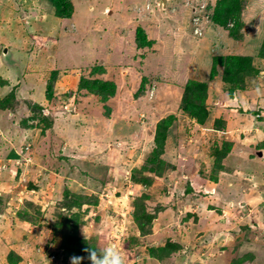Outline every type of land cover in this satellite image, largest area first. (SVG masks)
<instances>
[{
  "label": "rangeland",
  "instance_id": "obj_1",
  "mask_svg": "<svg viewBox=\"0 0 264 264\" xmlns=\"http://www.w3.org/2000/svg\"><path fill=\"white\" fill-rule=\"evenodd\" d=\"M215 1L168 0L163 9L161 0H67L71 14L63 17L49 0H0V192L7 204L0 264H71L57 225L73 194L98 198L79 210V238L115 245L125 264H264V79L257 86L244 80L231 98L221 64L209 78L212 57L249 54L262 37L264 0H241L240 41L212 25ZM138 29L151 46H135ZM5 46L11 63L2 61ZM94 65L106 68L97 76L116 83L109 110L80 89L81 75L96 77ZM189 79L207 81L211 113L203 124L179 108ZM169 114L175 120L161 174L147 167L150 183L133 181L155 146L157 122ZM220 118L224 132L217 133L211 127ZM224 141L233 144L222 160L227 171L212 181V149ZM143 194L156 213L145 234L133 209ZM69 211L70 219L78 213ZM169 240L175 251L150 256V247Z\"/></svg>",
  "mask_w": 264,
  "mask_h": 264
},
{
  "label": "trees",
  "instance_id": "obj_2",
  "mask_svg": "<svg viewBox=\"0 0 264 264\" xmlns=\"http://www.w3.org/2000/svg\"><path fill=\"white\" fill-rule=\"evenodd\" d=\"M53 3L55 7L56 15H61L63 17H69L70 10L67 0H49ZM243 3L241 0H216L212 7V15H211V23L215 28H226L228 30V34L231 37H234L235 40H243V28L245 27V23L243 20ZM250 19L247 26H250ZM228 23H231V26H227ZM246 28V27H245ZM248 28V27H247ZM223 30V29H222ZM262 37L256 41L254 47L249 49V54H237V55H215L212 57L211 65H210V73L209 78H213L216 75V64H221L223 66V74L222 78L224 81V85H228L229 89L227 90L228 97L232 98L233 92L236 86L241 87L240 84L244 82V80L248 81L252 79L253 84L257 86L258 79L261 77L264 79V75L261 74V68L264 67V32L261 34ZM250 40V39H248ZM135 46L137 48H142L145 46H151L152 41L146 38V34L143 30L138 29L135 33ZM257 57L262 64L259 65L254 64L252 62V57ZM90 71L94 76L93 79L87 78V76L81 75L80 79V89L89 92L90 94L96 95L100 100V102L104 103L107 100L114 96L117 90L116 83L112 80L102 79L101 76L104 74L105 67L102 65H94ZM260 78V79H261ZM261 81H263L261 79ZM140 90V89H139ZM225 89L223 88V91ZM206 91H207V81L205 80H191L189 79L185 85L182 96L179 102V108L184 113L188 114L191 117L196 118V122L198 124H203L210 115L211 111L206 107ZM106 109L109 110L107 104H105ZM218 107V106H217ZM14 110V109H13ZM106 116V115H104ZM107 117V116H106ZM45 120V116L43 115ZM175 120L174 114H169L165 116L161 121H158L155 128L154 133V147L153 150L149 153L143 167L140 169L141 173L140 177H137L136 174H132L131 178L133 181H140L143 185H147L150 183V178L145 177L143 172L149 167L152 171L156 172L157 175L161 174L165 163L161 155L163 154L164 145H165V136L167 135V130ZM225 126V121L223 119H216L213 127H211L214 131H219V133L224 132L222 128ZM218 133V132H217ZM212 149V155L214 157V164L212 167V171L210 174V178L212 181H216L219 177V174L227 171L225 167L222 165V160L228 155L231 151L232 143L231 141H224L220 146L216 145ZM9 156L18 157L14 150H10L7 152ZM161 158V159H160ZM169 166V165H168ZM9 167H7L8 169ZM137 170V169H136ZM190 189L188 188L187 191ZM66 193H68L66 191ZM2 194L0 192V212L4 207L7 206L6 200L4 201ZM71 200H65L62 202V206H60L58 218H61V221L57 227H60V233L63 237V243L61 247V252L64 255L63 259L66 260L69 257L79 256L84 257L81 261V264H91L90 260L87 259L88 252L86 249H103L97 245V239L93 238L90 240H81L78 234L76 233L78 230V225L81 222V215L79 216V210L83 213L87 210L90 205H97L98 198L96 195H86V194H73L71 195ZM133 200V209H134V218L138 225V227L142 230V233H147L152 229V223L154 218L156 217V213H150V211L146 207V199L147 195H140L139 197L134 198ZM9 200V199H8ZM83 207L86 209L83 210ZM64 209L72 211V209H76L78 213H74L73 217L67 218L64 212ZM160 209L156 208V211ZM22 213V212H21ZM62 216V217H60ZM80 220V222H79ZM179 247V245L175 242H171L170 240L166 243V245L162 247L152 246L149 248V254L151 257L157 258L158 260L163 259L167 256V249L170 251H175V248ZM8 261L10 263H16L19 260V257L12 256V252H9Z\"/></svg>",
  "mask_w": 264,
  "mask_h": 264
},
{
  "label": "clouds",
  "instance_id": "obj_3",
  "mask_svg": "<svg viewBox=\"0 0 264 264\" xmlns=\"http://www.w3.org/2000/svg\"><path fill=\"white\" fill-rule=\"evenodd\" d=\"M194 27L193 25V33ZM85 251L88 252L87 259L90 260L91 264H125L124 257L115 245L103 249H86ZM83 259L84 257L73 256L71 257V264H81Z\"/></svg>",
  "mask_w": 264,
  "mask_h": 264
},
{
  "label": "water",
  "instance_id": "obj_4",
  "mask_svg": "<svg viewBox=\"0 0 264 264\" xmlns=\"http://www.w3.org/2000/svg\"><path fill=\"white\" fill-rule=\"evenodd\" d=\"M162 8L166 9V3L167 0H162ZM4 48V52H2V61L4 63H11L12 62V52L9 50L8 46L3 47ZM262 153L259 152V155H261Z\"/></svg>",
  "mask_w": 264,
  "mask_h": 264
},
{
  "label": "built area",
  "instance_id": "obj_5",
  "mask_svg": "<svg viewBox=\"0 0 264 264\" xmlns=\"http://www.w3.org/2000/svg\"><path fill=\"white\" fill-rule=\"evenodd\" d=\"M160 5V4H159ZM202 11V9H200ZM193 22H194V33H198L199 31H201V26L199 27V25L201 24L199 22V17H195L193 18Z\"/></svg>",
  "mask_w": 264,
  "mask_h": 264
},
{
  "label": "crops",
  "instance_id": "obj_6",
  "mask_svg": "<svg viewBox=\"0 0 264 264\" xmlns=\"http://www.w3.org/2000/svg\"><path fill=\"white\" fill-rule=\"evenodd\" d=\"M167 8H168V0H167V3H166V9H167ZM8 48H9V47H8ZM9 49H10V48H9ZM11 51H12V50H11ZM13 57H14V53L12 54V58H13ZM200 72H201V71H200ZM220 96L222 97V94H221ZM218 104H219V103H216V104H214V105H215V106H218ZM256 115L259 116L258 112H255L254 117L257 118V120H261V119H259V118H262L261 115H260V117H256ZM258 122H259V121H258ZM232 145H233V144H232ZM232 147H233V146H232Z\"/></svg>",
  "mask_w": 264,
  "mask_h": 264
}]
</instances>
